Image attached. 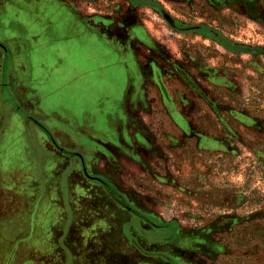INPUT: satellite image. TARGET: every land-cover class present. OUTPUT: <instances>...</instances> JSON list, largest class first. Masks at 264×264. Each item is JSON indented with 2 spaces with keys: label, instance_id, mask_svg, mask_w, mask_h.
Instances as JSON below:
<instances>
[{
  "label": "rangeland",
  "instance_id": "374dc122",
  "mask_svg": "<svg viewBox=\"0 0 264 264\" xmlns=\"http://www.w3.org/2000/svg\"><path fill=\"white\" fill-rule=\"evenodd\" d=\"M63 1L86 20L102 23L105 33L124 39L135 53L131 59L145 67L147 93L157 87V110L148 109L141 123V148L123 139H107L99 142L91 159L82 153L74 156L81 163L82 228L113 226L109 234L97 230L94 254L87 249L86 256L93 258V264H102L103 242L109 243V261L116 258L117 264H136L131 252L140 248L148 258L154 252L143 247L153 244L157 264H264V0ZM31 3L0 0V17L8 16L3 18L0 35L5 41L17 37V32H9L17 24L21 31L24 28L18 33L24 37L41 32L40 48L48 51L55 24L47 21L49 15L46 25L42 18H33L35 8L27 6ZM70 32L64 29L60 56L49 47L45 61L50 67L74 61L90 67L96 61V48L89 41L66 42ZM78 45L81 55L76 53ZM2 48L0 169L6 174L1 189L7 196L15 182H23V175L33 170L31 161L43 171L48 120L62 111L68 113L75 101L70 88L53 84L52 73L45 74L50 86L37 87L44 98L39 107L23 96L24 91L18 96V88L15 91L10 85V62L4 76ZM4 79L8 80L5 86ZM64 84L69 86L70 81ZM11 114H18L23 122ZM57 148L69 156L67 150ZM51 169L45 166V174ZM12 172L21 174L10 180ZM97 177L102 180L95 181ZM52 178L45 176L44 184ZM89 196L99 200L97 209L104 214L98 212L93 219L84 215L90 208L84 201ZM28 208L25 214L31 212ZM107 212L125 234H117ZM48 229L38 227L35 235L23 234L19 239L28 237L29 243L42 234L40 238L52 240L54 231ZM41 241L33 244L36 247ZM52 252L51 259L56 254ZM33 257L35 264H47L39 251Z\"/></svg>",
  "mask_w": 264,
  "mask_h": 264
},
{
  "label": "crops",
  "instance_id": "0c3cea01",
  "mask_svg": "<svg viewBox=\"0 0 264 264\" xmlns=\"http://www.w3.org/2000/svg\"><path fill=\"white\" fill-rule=\"evenodd\" d=\"M32 2L34 3L27 6L30 10L35 8L31 12L33 18H42V25L49 24V22L55 24L52 28L53 35L49 37V42L53 44L49 47L52 53H56V57L62 54L60 45L62 41H65L62 34L64 29H67L72 33L68 34L66 42L78 41L82 45V40H84L83 43L89 41V46L93 44L96 48V61L90 67H83L80 62L76 61L69 65L64 63L50 67L45 59L51 51L49 47L48 51L41 50L40 47L43 45L41 32L38 36L31 34L24 37L18 34L23 33L24 28L21 31L20 27L14 24L9 32H17V37L12 36L9 38L10 41H5V37L0 35V42L5 43L11 51L10 85L15 88V91L16 87L18 88V96L24 91L23 96H28L34 102L35 107H39L44 98L42 100L38 95L37 87L50 86L51 79L45 74L52 73L53 84L58 83L61 89L70 88L75 101L73 109H67L68 113L62 111L55 118L50 117L48 120L50 132L43 144L45 162L42 172H39L38 168L35 169V163L31 161L30 165L33 166V170L23 175V182L19 184L15 182L14 191L6 196L4 194L6 190L1 189L4 186L6 174H3L0 169V183L2 182L0 186V264H35L33 257L35 250L40 252L41 257L46 258L47 264H68L70 260L72 264H93V258L86 256L87 249H91L89 252L94 254L96 249L94 239L97 230L107 231L109 234L113 226L106 225L100 229L95 226L82 228L81 163L76 162L74 156L82 153L87 159H91L92 155L98 151L99 142L107 139L112 142L123 139L128 145L140 147L141 123L145 121L148 109L157 110V87L147 93L144 65H141L138 60L131 59L135 53L131 52L130 45L125 44V40L116 35L105 33L102 23L86 20L76 7L70 6L63 0H32ZM47 15H49L48 23L45 21ZM7 17H0V27ZM32 39L35 42H32ZM55 46L59 50L54 51ZM83 48L86 50L87 47ZM81 50L83 49L78 45L76 53L81 55ZM68 53L75 55L74 51ZM41 73L40 77L38 74ZM124 79L125 83H123ZM67 81H70L69 86L64 84ZM99 100L101 101L97 108L96 104ZM11 118H18L22 121L18 114H11ZM38 133L40 131L37 130L36 134ZM81 138L86 141L79 142ZM56 145L67 150L69 156L62 155L60 148L58 149ZM45 166L52 167L48 175L44 172ZM14 169L18 170V166ZM90 169L93 172L92 167ZM67 170H70V173L69 175L67 173L65 177ZM20 174L21 172H12L10 180ZM44 174L46 177L53 176L51 181L46 179L48 181L46 185ZM19 180L20 178L15 181ZM60 190L63 193L60 194ZM84 201L90 205L89 209L84 210L87 218L97 217L100 214L98 212L104 214L102 210L97 209L99 200L96 197L89 196ZM29 205L31 212L25 214L28 212ZM107 213L113 223V216ZM113 224L116 226L117 234H125L120 224ZM38 227L41 231L44 227L53 230L52 234L55 235L52 240L40 238L42 234L35 239L32 237L33 242L42 239L35 247L33 242L26 243L28 237L19 239L23 234L35 235ZM80 234H82L81 237ZM87 237L91 238L88 244H86ZM108 245L109 243L103 242L100 244L101 247L105 246L106 251L102 264H117L116 258L108 260ZM52 248L58 249L53 250ZM143 248L154 254L145 258L140 248H134L136 252H131L134 262L136 264H152V262L157 264V245L151 244L149 248ZM51 251L56 253L53 259L51 255L54 252L51 253ZM28 255L31 258H27Z\"/></svg>",
  "mask_w": 264,
  "mask_h": 264
},
{
  "label": "flooded vegetation",
  "instance_id": "af4514ba",
  "mask_svg": "<svg viewBox=\"0 0 264 264\" xmlns=\"http://www.w3.org/2000/svg\"><path fill=\"white\" fill-rule=\"evenodd\" d=\"M91 1H98V0H91ZM174 24H175V21H174ZM0 47H3L2 49H3V51L6 54L5 73H4L5 75L4 76H5V78H7L6 69H7L8 62H10V66H11V51H10L9 47L5 43L0 42ZM5 80L6 79H4V81H3V85L5 83L8 84V80H6V81Z\"/></svg>",
  "mask_w": 264,
  "mask_h": 264
},
{
  "label": "water",
  "instance_id": "95a60500",
  "mask_svg": "<svg viewBox=\"0 0 264 264\" xmlns=\"http://www.w3.org/2000/svg\"><path fill=\"white\" fill-rule=\"evenodd\" d=\"M164 15H165L166 20H167L171 25H174V21H173V19H172L169 15H167V14H164Z\"/></svg>",
  "mask_w": 264,
  "mask_h": 264
},
{
  "label": "trees",
  "instance_id": "16d2710c",
  "mask_svg": "<svg viewBox=\"0 0 264 264\" xmlns=\"http://www.w3.org/2000/svg\"><path fill=\"white\" fill-rule=\"evenodd\" d=\"M225 46H227V44H225ZM261 167H262L261 170L264 172V165H261ZM94 179H95V181L102 180L100 177H97V178H94ZM100 183L103 184V185H105L104 182H102V181Z\"/></svg>",
  "mask_w": 264,
  "mask_h": 264
}]
</instances>
